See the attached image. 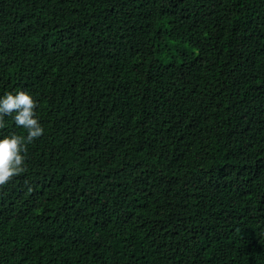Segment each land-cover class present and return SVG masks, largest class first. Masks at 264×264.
<instances>
[{"label":"trees","instance_id":"1","mask_svg":"<svg viewBox=\"0 0 264 264\" xmlns=\"http://www.w3.org/2000/svg\"><path fill=\"white\" fill-rule=\"evenodd\" d=\"M19 90L0 264H264V0H0Z\"/></svg>","mask_w":264,"mask_h":264},{"label":"clouds","instance_id":"2","mask_svg":"<svg viewBox=\"0 0 264 264\" xmlns=\"http://www.w3.org/2000/svg\"><path fill=\"white\" fill-rule=\"evenodd\" d=\"M36 108L37 100L26 90L0 96V129L5 127V117L12 116L15 125L26 131V135L12 132L0 138V187L26 171L27 146L44 134Z\"/></svg>","mask_w":264,"mask_h":264}]
</instances>
